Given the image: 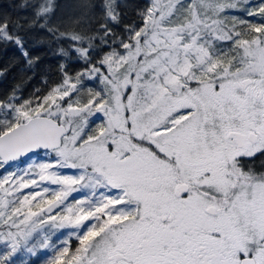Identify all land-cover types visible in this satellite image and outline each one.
Listing matches in <instances>:
<instances>
[{
    "label": "snow or ice",
    "instance_id": "1",
    "mask_svg": "<svg viewBox=\"0 0 264 264\" xmlns=\"http://www.w3.org/2000/svg\"><path fill=\"white\" fill-rule=\"evenodd\" d=\"M86 6L92 35L55 0L28 24L84 67L0 98V264H264V0ZM22 29L0 16L31 68Z\"/></svg>",
    "mask_w": 264,
    "mask_h": 264
},
{
    "label": "trees",
    "instance_id": "2",
    "mask_svg": "<svg viewBox=\"0 0 264 264\" xmlns=\"http://www.w3.org/2000/svg\"><path fill=\"white\" fill-rule=\"evenodd\" d=\"M38 0H0V16L7 14L11 21L23 25L20 32L26 38L25 48L29 51L30 56L39 57L31 68L25 67V59L20 50L11 43H0V98L11 94L12 90L19 86L18 94L27 98L35 90L39 89L37 95L46 93L50 86H54L60 80L59 65L64 62L68 70L72 73L84 67L83 63L75 59V52L70 51V58L59 54L60 47L68 49L69 41L60 40L59 42L51 41L48 33L39 28H28L32 22L35 12V3ZM99 0H55V12L52 20H61L67 22V27L81 32L85 35H92L99 21L92 20V9L90 5ZM118 4L140 5L144 0H117ZM23 5V7H21ZM121 11H127L128 17L124 22L127 23L134 16V11L121 7ZM98 12V9H97ZM65 27L61 25V30ZM118 31L119 26L113 25ZM33 37L37 39H33ZM40 38H43L42 42ZM96 43H99L98 39ZM95 86L93 82H88ZM44 156L42 153L36 157ZM35 157V158H36ZM24 158L20 164L28 162ZM257 172L264 171L260 160L254 163ZM48 254V253H47ZM46 252H41L38 257L32 259V264H40V261L47 256Z\"/></svg>",
    "mask_w": 264,
    "mask_h": 264
},
{
    "label": "rangeland",
    "instance_id": "3",
    "mask_svg": "<svg viewBox=\"0 0 264 264\" xmlns=\"http://www.w3.org/2000/svg\"><path fill=\"white\" fill-rule=\"evenodd\" d=\"M237 15H243V13H236ZM91 82V81H90ZM91 85V84H90ZM37 161H40V160H44V159H46L44 156H42V157H36L35 158ZM30 162V160L28 161V162H26V163H23V164H19L18 166L20 167V168H23V167H25L28 163ZM53 187H55V186H53ZM81 194L80 193H75V194H73V196L74 197H78V196H80ZM67 231H69V230H67V229H65V230H61V232L60 233H58L57 234V236L56 237H54V239H58V238H60L61 236H63ZM45 253V252H44ZM46 254H47V252H46ZM48 255V254H47ZM14 259H18V257H16V258H14Z\"/></svg>",
    "mask_w": 264,
    "mask_h": 264
},
{
    "label": "water",
    "instance_id": "4",
    "mask_svg": "<svg viewBox=\"0 0 264 264\" xmlns=\"http://www.w3.org/2000/svg\"><path fill=\"white\" fill-rule=\"evenodd\" d=\"M31 155V154H30ZM24 159V158H23Z\"/></svg>",
    "mask_w": 264,
    "mask_h": 264
}]
</instances>
